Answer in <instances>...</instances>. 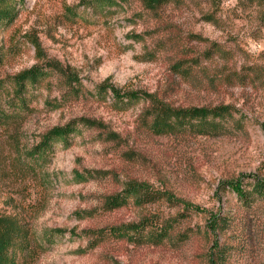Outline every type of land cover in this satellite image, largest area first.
I'll return each mask as SVG.
<instances>
[{
	"label": "rangeland",
	"instance_id": "1",
	"mask_svg": "<svg viewBox=\"0 0 264 264\" xmlns=\"http://www.w3.org/2000/svg\"><path fill=\"white\" fill-rule=\"evenodd\" d=\"M114 1L17 0L0 24V217L22 232L16 264H264V197L229 187L264 183V0ZM35 66L49 76L21 102L14 78ZM132 92L148 97L116 108ZM155 106L231 117L217 134L155 135ZM74 120L33 165L27 152ZM132 184L156 200L106 209Z\"/></svg>",
	"mask_w": 264,
	"mask_h": 264
},
{
	"label": "trees",
	"instance_id": "2",
	"mask_svg": "<svg viewBox=\"0 0 264 264\" xmlns=\"http://www.w3.org/2000/svg\"><path fill=\"white\" fill-rule=\"evenodd\" d=\"M17 0H0V24L10 22L15 16V4ZM164 0H143L145 5L150 9H155ZM94 4L103 8L107 5L115 4L114 0H94ZM1 59V57H0ZM49 76L47 66H35L14 78L16 87V98L23 101L22 94L28 90V86H36ZM103 90V87H99ZM143 93L132 92L126 94L114 93V104L118 109H125L133 104L147 99ZM22 107L25 105L20 104ZM152 118L149 124V130L155 135H177L184 132H194L199 134H217L225 129V123L230 116L228 106H219L214 108H191V109H173L168 106H155L149 113ZM78 120L71 121L64 127H55L46 132L41 141L33 146L28 152L30 161L33 165L46 162L53 154L55 144L62 142L67 145L70 136L77 130ZM83 180V179H82ZM229 187L236 194L238 199L246 202L251 196L257 194L264 197V183L255 181L252 190L247 191L242 187L240 181L230 183ZM145 184L128 185L127 188L114 196L110 197L106 202V209L114 210L125 206L131 198L136 202L143 201L153 202L156 199L154 195L148 191ZM188 207V206H187ZM139 225H125L110 228L109 234L120 238L128 236L129 232L139 229ZM105 231L98 232L102 236ZM75 234L74 232L72 235ZM54 235H62L61 230H52L46 232L44 238L49 243L55 242ZM166 235V229H161L160 234L156 235L157 240H161ZM20 229L7 223L0 217V264H16L14 248L23 240Z\"/></svg>",
	"mask_w": 264,
	"mask_h": 264
}]
</instances>
